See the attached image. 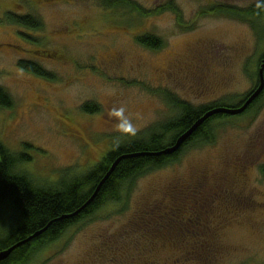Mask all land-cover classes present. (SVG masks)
<instances>
[{
	"label": "rangeland",
	"instance_id": "1",
	"mask_svg": "<svg viewBox=\"0 0 264 264\" xmlns=\"http://www.w3.org/2000/svg\"><path fill=\"white\" fill-rule=\"evenodd\" d=\"M132 1L152 12L170 0ZM174 1L181 16L171 10L140 15L101 0H0V86L14 100L0 108V142L16 156H31L15 171L34 188L87 173L125 138L142 137L172 118L175 99L200 108L251 89L264 51V12L249 10L262 0ZM230 9L249 17L238 19ZM9 13L33 16L42 26L10 22ZM145 34L164 46L142 45L138 37ZM20 60L40 63L56 80L28 72ZM86 103L99 111L84 112ZM262 109L259 118L249 112L216 119L221 124L212 144L191 147L177 162L135 179L120 202L100 207L26 264H264ZM234 158L247 169L239 170ZM186 183L181 197L208 183L241 184L247 199L259 202L219 205L189 225L194 216L187 209L173 213V190ZM12 212L0 205V236L10 229ZM141 217L151 223L152 239L143 237Z\"/></svg>",
	"mask_w": 264,
	"mask_h": 264
},
{
	"label": "trees",
	"instance_id": "2",
	"mask_svg": "<svg viewBox=\"0 0 264 264\" xmlns=\"http://www.w3.org/2000/svg\"><path fill=\"white\" fill-rule=\"evenodd\" d=\"M101 1L108 8L117 9L126 7L130 9V12H138L140 15H149L165 10H171L178 14V6L174 0L161 4L157 9L152 10V12L144 10L137 2L132 0ZM213 11L218 12L216 10ZM261 12H264V0L249 10V13L252 15H261ZM203 13L206 12L204 11ZM227 13L242 20H246L249 17L245 15L243 9H235V11L230 9ZM7 20L31 29H40L42 26L41 21L33 16L7 14ZM138 42L153 49H159L164 46V41L161 38L150 34L139 36ZM19 65L21 68L35 75L51 81L56 80L54 73L36 61L20 60ZM13 104L14 100L12 96L0 86V108H10ZM173 105L176 109V115L174 114L172 118L158 123V125L154 126L153 129L149 130L142 137H131L130 140L125 138L121 141L123 143L120 142L110 149L100 162L87 173L73 180L70 179V181L62 179L65 182L60 186L55 185L53 188H34V184L28 176L15 171L17 163L31 161V156L27 155L26 152L16 156L5 144L0 142V205H7L13 211V217L11 219L9 217L10 229L8 228L9 230L0 236V253L10 248H12V251L6 258L0 259V264L28 263L37 250L51 245V243L58 242L70 228L89 218L100 207L120 202L123 198V192L127 191L130 185H133L135 179L177 162L182 157L181 154L191 147L212 144L215 140L217 126L221 124L216 119H225L231 116L218 114L210 121L209 119L206 120L182 148L171 155L147 154L131 156L137 153L159 152L171 146L176 141L177 135L190 128L209 109L197 108L179 100H173ZM252 108L253 105L248 110L250 111ZM82 110L94 114L99 111V108L94 103H86L82 106ZM124 155L130 157L121 160L110 177L102 185L97 196L84 206L115 160ZM181 186H188V183L181 184L178 187L180 188ZM196 187L200 189L203 186ZM173 213L177 215L180 213V209H174ZM207 214L209 213L203 211L193 213L194 217L192 220L194 223H186L189 225L199 224L200 218ZM141 218L143 219L141 226L145 228L143 237L152 239L155 233H150L151 223H148L144 217ZM158 223H156V227L163 230L159 227ZM173 225L178 227L182 226V223H173ZM177 233L181 235L188 232L178 229ZM167 234L166 231H161L160 236L167 237ZM195 234L199 235L198 232Z\"/></svg>",
	"mask_w": 264,
	"mask_h": 264
},
{
	"label": "flooded vegetation",
	"instance_id": "3",
	"mask_svg": "<svg viewBox=\"0 0 264 264\" xmlns=\"http://www.w3.org/2000/svg\"><path fill=\"white\" fill-rule=\"evenodd\" d=\"M9 14H14V13H9ZM264 51L262 53H260V55L258 56V60L255 63V77H254V83L253 86L251 87L250 90H248L246 93H244L243 95H241L242 97L237 98V100H222L220 99H216L213 100L209 103H207L206 105L203 106H199L200 108H209V110L214 109V108H220V107H230V108H237L242 106L247 100L248 98L251 96V94L253 92H255L262 84V77H261V69H264ZM264 71V70H263ZM176 101H183L185 103H189L188 101H184V100H180V99H175ZM192 105V104H191ZM238 105V106H237ZM253 105V108L249 111L248 109H250V107ZM194 106V105H192ZM197 107V106H194ZM262 107H264V88L261 92V94L249 105V107L247 108V110L245 112H243L242 114L239 115H234V116H230V117H235V116H242L246 113L249 112H253V117H261L262 114ZM218 114H216L217 116ZM215 117V115L213 116ZM212 118H209V121ZM165 121V120H164ZM167 121V120H166ZM182 134V133H181ZM180 135V134H179ZM177 135V137L179 136ZM236 161V158H234V162ZM233 164V162H232ZM235 164L239 167V170H246V165H243L242 162H235ZM264 168V165H262ZM261 166V167H262ZM233 167V166H232ZM262 168V171H263ZM210 172H207L204 177L206 175H210ZM202 175V174H199ZM264 175V174H263ZM234 179L237 183L240 182V174L237 171L236 173H234ZM57 180H55V182L53 183H58L56 182ZM211 182V180L209 181ZM233 188H227V189H219L214 187L211 183H208V185L204 187V189L200 188V189H193L189 192H185L188 193L187 196H184L183 200L181 201L182 197L178 194V192H182L181 189L183 188H179L178 186H176V190H173V197L177 196V198L175 199V205L173 206L177 209H187L188 212H190L192 215L193 213H198L200 211L206 212V213H210L213 208L215 207H220L219 205H223L226 203H234V202H239V203H247V202H259L258 200L255 199H247L246 197V190L245 187L241 184H232ZM250 187V186H249ZM248 187V188H249ZM226 196H232V198L227 199ZM194 216V215H193ZM64 235V234H63Z\"/></svg>",
	"mask_w": 264,
	"mask_h": 264
},
{
	"label": "water",
	"instance_id": "4",
	"mask_svg": "<svg viewBox=\"0 0 264 264\" xmlns=\"http://www.w3.org/2000/svg\"><path fill=\"white\" fill-rule=\"evenodd\" d=\"M261 77H262V84L261 86L251 94V96L248 98V100L240 107L237 108H230V107H220V108H214L205 113L201 118H199L190 128H188L185 132L180 134L176 141L171 145L166 147L165 149L159 151V152H154V153H137V154H132L131 156H141V155H171L175 152H178L182 146L189 140V138L199 129V127L210 117L216 114H227V115H238L249 107V105L261 94L263 88H264V71L263 68L261 69ZM130 157L128 155L121 156L115 160V162L112 164L110 170L106 173V175L103 177L99 185L97 186L95 192L93 195L90 197V199L86 202L84 206H86L88 203H90L98 194L100 188L102 185L106 182V180L110 177L111 173L114 171V169L117 167V165L121 162L122 159ZM12 251V248L2 251L0 253V259L6 258L10 252Z\"/></svg>",
	"mask_w": 264,
	"mask_h": 264
}]
</instances>
